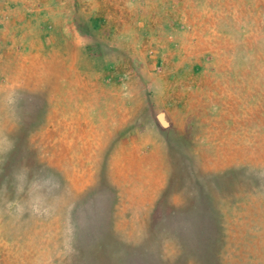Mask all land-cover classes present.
Masks as SVG:
<instances>
[{
  "label": "rangeland",
  "instance_id": "rangeland-1",
  "mask_svg": "<svg viewBox=\"0 0 264 264\" xmlns=\"http://www.w3.org/2000/svg\"><path fill=\"white\" fill-rule=\"evenodd\" d=\"M0 264H264V0H0Z\"/></svg>",
  "mask_w": 264,
  "mask_h": 264
}]
</instances>
